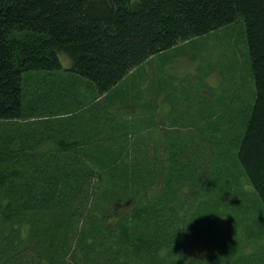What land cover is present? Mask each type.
<instances>
[{
    "label": "trees",
    "instance_id": "1",
    "mask_svg": "<svg viewBox=\"0 0 264 264\" xmlns=\"http://www.w3.org/2000/svg\"><path fill=\"white\" fill-rule=\"evenodd\" d=\"M239 21L246 100L113 93ZM119 99L142 116L115 122ZM262 213L264 0H0V264H250L234 256L264 234Z\"/></svg>",
    "mask_w": 264,
    "mask_h": 264
},
{
    "label": "rangeland",
    "instance_id": "2",
    "mask_svg": "<svg viewBox=\"0 0 264 264\" xmlns=\"http://www.w3.org/2000/svg\"><path fill=\"white\" fill-rule=\"evenodd\" d=\"M202 40L199 41V43H193L189 42L186 43L183 47L174 49L172 51L167 52L165 56H168L170 58L176 56V58L171 63L163 62L164 55L157 56V58L154 59L153 62L149 64L150 69L148 66L145 67V70L150 75L151 73L154 74L155 71L157 72V64L160 66L161 74L160 76L157 75V78L154 80H149L147 78V74L145 75L143 72V69L140 70V75H137L136 78H131V85H128L129 82H121L117 90H114L113 93H120L124 96V93L126 95L132 97L135 99L137 103L140 101L139 91L143 92V89L150 88L147 90L146 94H149V91L154 88H158V85L164 87L165 85L167 88H170L174 90V87H181V91L191 93V97L194 96L196 91H200L201 93L204 92V94L208 93V90L206 89V85L209 87H212V90L214 93L219 95H228V93L232 94L234 91H237L240 93V95H244L243 99L246 100V95L248 94V91L246 89V84L249 82L247 79H244V75H246L247 66L245 65L246 58L245 55L247 54V47L245 43V36H244V27L242 23L239 21L237 23H234L222 30L216 31L212 33L210 36L206 38H201ZM205 44L206 51H202V53H198V44ZM200 49H202V46H200ZM198 53V57L195 59L196 55ZM188 55V56H187ZM210 61V65L215 66L206 78H203L198 71L200 68L204 67L202 65H206L207 61ZM200 64V65H199ZM238 65V68L236 69V73L234 74L236 81L232 82L229 78L228 82H231V85L228 87V91L224 92V88L222 87L223 77H229L230 74H233V67ZM160 73V72H159ZM53 81H56L59 79L57 74H54ZM64 77H68L69 74L66 72H60ZM144 74V75H143ZM144 76L145 80L142 82L141 76ZM146 76V77H145ZM152 76V75H151ZM48 78V76H46ZM40 79V78H39ZM148 79V80H147ZM45 80V79H44ZM45 82H47L45 80ZM149 82H151L149 87ZM161 82V83H160ZM68 86L67 84L65 87ZM62 86L60 85V88L58 90H54L50 92L51 99L54 101H60L59 100V92L62 91ZM250 87V83H249ZM247 92V93H246ZM62 94V93H61ZM151 94V93H150ZM137 95V96H136ZM170 92H167L166 96H168V100L172 98V100L175 102V97L177 96V93L172 92L171 95ZM250 97V96H249ZM190 98V97H189ZM50 99V98H49ZM101 100V99H100ZM99 100V102H100ZM103 100H101L102 102ZM214 101V100H213ZM119 102H116V105L111 108L113 114L115 112L117 113L116 116L118 119H116L118 124H120V121H123L124 119H129L131 121H136V118H139L140 112L144 109L137 108V106H134L135 114L134 116L132 113H128L131 109L127 108L123 110V112L119 113ZM141 103V102H140ZM145 105L147 104L145 110H151L153 108V104L155 101L149 100L148 97H146V102H142ZM184 104V103H183ZM159 105V103H158ZM241 105V103H240ZM224 104L222 105V108L218 110L224 111ZM163 107V104L160 108ZM167 111L170 110V106L166 104ZM173 108V107H172ZM157 114L161 115L163 114V111L159 108H157ZM133 112V111H132ZM142 116V114H140ZM133 116V117H132ZM91 118V117H90ZM133 119V120H132ZM142 119V118H140ZM190 120V118L188 119ZM135 128L139 127L138 122L134 125ZM144 127V126H143ZM142 128V127H141ZM140 128V129H141ZM183 131L187 130V128H182ZM142 130V129H141ZM195 129H193L194 132ZM136 134H138V131H135ZM195 134V133H194ZM243 181V180H242ZM246 191H252V188L246 183V181H243ZM264 214V213H262ZM263 222H264V216H263ZM260 239L256 241V243H252L248 245L246 243L244 245V248L242 251H238L234 258H237L238 255L241 257H244L245 260H247L250 264H264V234L260 235ZM194 251L195 254L198 255H206L208 253V250L195 246ZM190 252L189 250V256L194 255V252Z\"/></svg>",
    "mask_w": 264,
    "mask_h": 264
},
{
    "label": "water",
    "instance_id": "3",
    "mask_svg": "<svg viewBox=\"0 0 264 264\" xmlns=\"http://www.w3.org/2000/svg\"><path fill=\"white\" fill-rule=\"evenodd\" d=\"M129 203H127L126 205H128Z\"/></svg>",
    "mask_w": 264,
    "mask_h": 264
}]
</instances>
